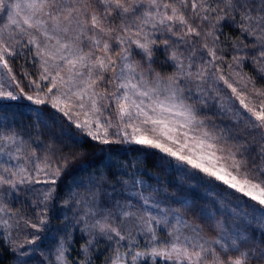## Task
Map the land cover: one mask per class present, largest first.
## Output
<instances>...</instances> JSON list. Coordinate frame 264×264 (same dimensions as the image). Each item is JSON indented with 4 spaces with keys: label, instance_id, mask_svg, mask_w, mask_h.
<instances>
[{
    "label": "snow or ice",
    "instance_id": "obj_1",
    "mask_svg": "<svg viewBox=\"0 0 264 264\" xmlns=\"http://www.w3.org/2000/svg\"><path fill=\"white\" fill-rule=\"evenodd\" d=\"M101 257L264 264V0H0V264Z\"/></svg>",
    "mask_w": 264,
    "mask_h": 264
},
{
    "label": "trees",
    "instance_id": "obj_2",
    "mask_svg": "<svg viewBox=\"0 0 264 264\" xmlns=\"http://www.w3.org/2000/svg\"><path fill=\"white\" fill-rule=\"evenodd\" d=\"M31 70V69H30ZM7 113L9 114V116H11V114L13 112L18 111L16 108L12 107V108H8ZM20 112H26V109H19ZM23 117H17V120L22 119ZM27 122V121H26ZM75 147L79 148V145H75ZM136 146L133 145H123L121 146V151L117 153L116 156H114V159H119L121 161H132V162H136L137 166L139 168H141L143 170V178L147 179L149 181V183H153L155 184V180L151 179L149 177V173H154V174H159V170L157 168L154 167L155 161L157 159V157L155 155H153L152 153L155 152V150L152 149H140L138 151H134L132 149H134ZM83 150L91 152L92 149L85 147ZM98 156L101 155V153L99 151H97L96 153ZM83 175L82 173H80L79 171H74L72 176L69 177L68 179V183L71 184L72 180L77 177V176H81ZM171 190V189H170ZM199 194L205 199V200H210L212 199V196L215 195V193H209L207 189L205 188H200L199 190ZM175 207H180L179 205H175ZM56 223H59V221H56ZM47 243H51V240L46 241ZM103 259V257H101L100 260H97V264H101V260Z\"/></svg>",
    "mask_w": 264,
    "mask_h": 264
},
{
    "label": "rangeland",
    "instance_id": "obj_3",
    "mask_svg": "<svg viewBox=\"0 0 264 264\" xmlns=\"http://www.w3.org/2000/svg\"><path fill=\"white\" fill-rule=\"evenodd\" d=\"M128 146V145H127ZM155 182V181H154Z\"/></svg>",
    "mask_w": 264,
    "mask_h": 264
}]
</instances>
